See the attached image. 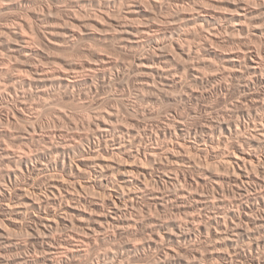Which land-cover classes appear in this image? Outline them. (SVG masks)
Here are the masks:
<instances>
[{
	"label": "bare ground",
	"instance_id": "1",
	"mask_svg": "<svg viewBox=\"0 0 264 264\" xmlns=\"http://www.w3.org/2000/svg\"><path fill=\"white\" fill-rule=\"evenodd\" d=\"M0 15L8 22L0 26V45L9 54L4 55L19 61L18 65L12 66L9 61L0 60V79L8 81L9 86L4 85L9 89L8 99L14 103L10 106L14 114L11 113L18 116H14L15 119L21 117L26 123L33 118L30 119L31 115L28 118L27 111L24 113V104L28 101L19 100L17 87L28 90V87L39 88V84H50L55 90L59 89L53 94L60 100H80V96L94 91L88 83L91 79L95 81L100 75L105 77L111 67H118L119 63L108 60L102 52H90L93 59L85 63L71 62L65 56L70 62L64 66L61 64V69L45 71L34 63L36 58L46 59L50 52L45 51H76L89 36L97 39V33H104L105 41L119 40L113 46L116 53L128 56L134 70L145 71L139 75L143 77L140 78V87L153 91L150 92L151 98L157 93L160 99L194 102L199 106L208 93L229 96L237 91L241 96L238 99L240 105H231L230 99L226 98L233 108L229 109L226 104L228 109L221 108L223 113L215 108L221 113L217 120H209L211 117L207 112L208 118L205 119L203 114L200 121L198 109L190 106L192 109L189 108L188 113L186 106L189 117L198 118L196 122L199 120V124L193 119L195 124L192 120L190 124L191 117H187V113V116L184 113L186 117L179 113L180 116L166 115L164 118L151 108L140 113L125 101L123 109L140 116V119L155 118L156 122L159 116L157 131H153L152 123V126L146 125L152 130L146 126L142 129L139 117H135L137 126L135 123L126 126L129 120L126 123L127 119L120 121L123 118L118 117L117 111L116 115L107 108L103 109L105 112L99 109L95 122L90 120L95 124V134L102 144L98 150L94 147L81 150L80 143L75 141L76 136L68 138L62 133L30 135L27 125L16 136L12 134L14 131H3V137L26 140L31 144L43 142L46 146L37 156L32 152L20 154L21 149H18L19 155L10 148H0L1 163L9 164V168L15 167L14 170H5L6 182L0 185V264H125L127 261L130 264V258L135 260L142 253L147 257L148 253H153L155 260H152L156 264H196L187 260L188 257L183 260L182 254L188 253L182 248L185 243L191 244L197 252L212 243L215 251L208 254L216 256L217 262L220 261L217 264H234V259L229 256H235V253L240 258L248 256L245 251L248 246H243L245 250L240 251V242L251 241V257L257 254L252 252L253 249L264 247V235L261 237L264 233V0H0ZM57 20L64 24H58ZM54 21L58 29L53 26ZM136 21L142 24L135 26ZM29 31L35 39L27 35ZM240 35L243 40H239ZM236 45L237 48H230ZM22 70L32 77L28 76L30 74H26L28 78L22 77ZM84 70L91 72L94 78L91 74L82 78L84 74H79ZM14 71H19L20 76ZM22 75L25 76L23 72ZM189 78L192 79L190 82ZM194 86H202L201 92L199 88V91L194 90ZM41 91L46 96L49 93L44 89ZM25 96L28 98L27 94ZM63 113V117L69 116ZM10 115H6L2 122H12L14 118ZM70 119H67L70 124L74 123ZM118 120L122 126L117 125ZM31 128L34 130V125ZM203 156L207 161L217 162L219 171L213 169L214 162L209 164L211 168L206 166L207 161L201 159ZM20 179H24L23 184ZM155 212L159 215L156 216ZM23 228L29 232L30 235L26 234L32 237L42 256L23 254L29 250V243L24 240L19 243L14 238V231ZM64 231L69 233L58 234ZM145 235L148 239L139 240L142 244L134 243V239ZM101 244L108 246L104 253L102 250L99 253ZM229 248L235 253L230 255ZM11 252L18 253L14 260L7 256ZM203 252L201 256L206 255ZM255 257L252 263L261 264L259 256L258 261Z\"/></svg>",
	"mask_w": 264,
	"mask_h": 264
},
{
	"label": "rangeland",
	"instance_id": "2",
	"mask_svg": "<svg viewBox=\"0 0 264 264\" xmlns=\"http://www.w3.org/2000/svg\"><path fill=\"white\" fill-rule=\"evenodd\" d=\"M0 17H1V15H0ZM2 19V20H1ZM1 21H0V26L3 24V25H6V24H8V22H6L5 21V19L3 20V18L1 17ZM58 21V24H61V23H63V21H61L60 22V20H57ZM5 22V23H4ZM60 22V23H59ZM137 23V25H135V26H139L140 25V23H141V21H136ZM55 23V24H54ZM139 23V24H138ZM10 24H12V23H10ZM58 24H57V22L56 21H54L53 22V26H55L57 29L59 28V27H57L58 26ZM64 24V23H63ZM104 24H106V23H104ZM134 24H135V21H134ZM142 24V23H141ZM2 25V26H3ZM57 25V26H56ZM11 26H13V25H11ZM14 27V26H13ZM1 28V27H0ZM53 28V27H52ZM55 28V29H56ZM54 29V28H53ZM185 30H186V28H184ZM1 31V30H0ZM27 32H28V30H26ZM25 32V31H24ZM26 34V33H25ZM27 35L28 36H30V38H32L33 36H34V39H35V35H33V33L31 34L30 33V31H29V33H27ZM98 36H100V37H98ZM102 37H103V39H104V33H97V39H95V38H92V37H90L89 36V39H87V41H86V43L84 44V43H82L81 44V48H79L78 50L76 49V51L75 50H72V51H68V52H63V50L62 49H58V50H51V51H45L46 53H48V52H50V54L48 53L47 54V57H46V59H42V58H36V61H34V63L35 64H37L36 66L39 68V69H42V70H53V69H61V68H63L62 66H64L65 64H66V62H70V60H68V57L71 59V62H76V63H85V62H88V61H92V59H93V56H91V53L92 52H102L101 54L102 55H105L107 58H108V60H112V61H115V63H119L118 64V67L117 68H115L114 69V67H111V69H109V70H111V71H107V75L104 77L103 75H100V76H97L96 78H95V81L97 82H95V81H92V80H94V79H91L88 83L90 84H87L86 85V87L88 88L89 86H92V88H93V92H91L90 94H88L89 95V97H88V95L86 96V95H82V96H78L79 97V99L80 100H78V98L76 99V100H69V99H61L60 100V98L59 97H57V96H55V94H53L55 91V93L57 94L58 92V90H57V88H56V90L54 89L55 87L54 86H52V85H50V84H39L38 86H39V88L37 87V88H35V87H32V88H30L29 89V87H28V90H27V92H26V90H23L21 87H17V89L19 90V92H18V90H17V92H18V94L17 95H19L20 96V99L19 100H24V101H28V103L27 102H25V104L24 105H26L25 107V110H24V113H25V111H27L25 114L28 116V118H30V115H31V120H32V118H33V120L32 121H27V123H26V120H24L23 121V119L20 117V118H17V119H19V120H17V119H15L16 118V116H15V118H14V116H13V112H14V109H12V107H10L12 104H14V103H12L11 102V99L9 100L8 99V92H9V89L7 90L5 87H8L9 85H8V81H7V79L6 80H3V78L2 79H0V86L3 84H6V85H8V86H6V85H4V86H1V88H0V96L2 95L3 97H4V99H3V97L1 96L0 97V109H1V111H0V113L2 112V110H3V112L0 114V136L2 137H0L1 139H0V148L2 149V147L4 146V147H7V149H12L13 150V146H15V149L17 150H10L11 152H14V153H16V154H19L20 152V154H24V152L26 153V154H31V152L32 153H34V154H32L33 156H37L40 152H42L44 149L43 148H45V143L43 144V142L41 143H39V144H31V142H29V141H24V140H22V141H20L21 139H18V141H16V139H13V137H3V135H4V132L5 131H7V132H9V133H12L13 131V135L14 136H16L17 134H19V132H21V131H23V129H26L25 128V126L27 127V129H29V133H30V135H35V136H44V135H54V134H56V133H62V134H64V136H66V137H68V138H70V137H72V136H76V138H75V141L77 142V143H80L79 145L81 146V150H88L89 148H95V149H101L102 147H99L100 146V144L101 143H99V142H101L100 140H99V137L97 136V134H95L97 131V129H96V126H95V124L94 123H92L91 124V122H90V120L91 121H93L95 118L94 117H96L97 116V114L98 113H96V112H99V109L100 110H103L104 108H107L106 110H110V111H114V114H116V111H117V113H118V117L119 118H123V119H121L120 121H124L125 119H127V120H125L124 122L126 123L128 120L130 121H128V123H126L127 125L126 126H128L129 125V123H130V126H133L134 125V123H135V125L134 126H137V124H138V120H136V118L137 117H139L138 119L140 120L139 122H141V123H139L140 124V126L141 125H143V126H141V128L142 129H144V127L146 126V125H148V126H152V124H153V128L152 127H148V126H146V128H148L149 130H152L153 129V131H157V125H156V123L158 124V119L160 118V117H162V118H164L166 115H167V117H172V115H174V116H180V114L179 113H182L181 115H183V116H185L186 115V111L189 109V108H191L190 106H194V107H192L193 109L196 107L197 109H198V112H200L201 114H200V116H198L199 117V120L200 119H202L203 117H204V115L203 114H205V119H207L208 117H211V118H208L209 120H211V119H215V120H217L216 118L217 117H220L221 118V116H219L221 113H223V110L224 111H226L228 108L229 109H231V108H233V106H231V105H233V103L235 104V103H238V99L241 97V96H239L240 94L237 92V91H235V92H233V94L231 93V95H225V94H220V95H217L216 94V96H215V93H213V94H207L206 96V99H204L202 102H200V103H204L203 105L202 104H198L199 106H196L197 104L196 103H194V102H184V103H180V102H177V101H175V102H177L176 104H174L175 102H174V100L172 101V100H170V99H167V98H163V99H160L161 97H159L158 95H157V93H155L154 95H155V98H151V93L153 92V91H149L148 89H146V90H144V88H143V90H142V87H140V82H141V79L140 78H142L143 79V77H141V76H139L140 75V73L142 72V73H144L145 71L142 69V70H140V71H138V70H134L135 68H134V65H133V63H132V60L128 57V56H126V55H124V54H122V53H116V50L113 48V46L114 45H116V43L117 42H119V40H116L115 42H114V40H111V39H106V41H105V39L103 40L102 39ZM227 37V36H226ZM240 38H239V40L243 37V35L241 36H239ZM90 38H92L91 40H90ZM98 38H100V40H98ZM33 39V38H32ZM103 40V41H102ZM108 40V41H107ZM110 40V41H109ZM241 40H243V38L241 39ZM96 41H98L97 43H96ZM88 42V43H87ZM112 42V43H111ZM103 44V45H102ZM113 44V45H112ZM93 45H94V47H95V45L97 46L96 47V49L97 50H95V48L93 47ZM109 45V46H108ZM91 46V47H90ZM100 48H99V47ZM104 46L105 47H107V48H104ZM112 46V47H111ZM237 46L238 45H236L235 47H230V48H237ZM255 46V45H254ZM257 46V45H256ZM87 47V48H86ZM259 46H257V48H258ZM85 48V49H84ZM94 49V51H93V49ZM189 48V47H188ZM229 48V49H230ZM0 49H1V51H0V60H6V61H9L8 63H10V65H18L19 64V61L17 60V59H13V58H11L10 56H6V55H9L8 54V51H6L5 52V49L3 48V46H1L0 45ZM82 49V50H81ZM92 49V50H91ZM112 49V55H111V52H110V50ZM61 50V51H60ZM88 50H91V51H88ZM78 51V52H77ZM87 51H88V54H87ZM107 51V52H106ZM1 52H3V53H1ZM60 52V53H59ZM72 52V53H71ZM91 52V53H90ZM6 53V55H4ZM58 53V54H57ZM62 53L64 54V55H62ZM69 53V54H68ZM71 53V54H70ZM77 53V54H76ZM52 54V55H51ZM83 54V55H82ZM108 54V55H107ZM114 54V55H113ZM72 57H71V56ZM80 55V56H79ZM88 55V56H87ZM111 55V56H110ZM116 55V56H115ZM118 55H120L121 57H120V59H119V56ZM65 57V56H68V57H65V58H67V59H65L64 57L61 59V57ZM73 56H75V57H73ZM88 58H87V57ZM2 57V58H1ZM54 57V58H53ZM76 57H77V59H76ZM81 57V58H80ZM84 57V58H83ZM128 57V58H127ZM7 58H8V60H7ZM12 60V63H11V61H10V59ZM117 58V59H116ZM65 59V60H64ZM81 59V60H80ZM87 59H89V60H87ZM91 59V60H90ZM128 59H130V60H128ZM18 62H17V61ZM38 60V61H37ZM40 60V61H39ZM87 60V61H86ZM118 60H119V62H118ZM122 60H124V61H122ZM60 61V62H59ZM63 61V62H62ZM122 61V62H121ZM126 61V62H125ZM127 61H129L130 63H128V65H127ZM15 62V63H14ZM53 62V63H52ZM121 62V63H120ZM124 62L126 63V64H124ZM49 63V65H47ZM51 63V64H50ZM132 63V64H131ZM40 64V65H39ZM42 64V65H41ZM43 64H46V65H43ZM54 66H53V65ZM56 64V65H55ZM59 64V66H57ZM62 64V66H60ZM124 64V65H123ZM52 65V66H51ZM42 66V67H41ZM43 66H46V67H43ZM49 66H51V67H49ZM60 67V68H59ZM16 74L15 75H18V76H20L19 74L21 73V76L22 77H27V75L28 74H30V73H27L26 71L24 72V70H22V71H20V73H19V71H14ZM13 72V73H14ZM22 72H23V74H25V76L24 75H22ZM133 72V73H132ZM9 73H11V72H9ZM12 73V74H13ZM19 73V74H18ZM120 73V74H119ZM124 73V74H123ZM136 73V74H135ZM27 74V75H26ZM84 74V76H81V75H83ZM87 75V77H89V75L88 74H91V78H94L92 75V73L90 72L89 73V71H82L79 75L83 78V77H86V75ZM115 74V75H114ZM119 74V75H118ZM135 74V76H133ZM181 75V74H180ZM28 76H31V74L30 75H28ZM116 76V77H115ZM129 76V77H128ZM143 76V75H142ZM32 77V76H31ZM30 77V78H31ZM101 77V78H100ZM105 79H104V78ZM111 77V78H110ZM122 77V78H121ZM134 77V78H133ZM136 77V78H135ZM138 77V78H137ZM179 77H181V76H178V78ZM186 77V76H185ZM5 78H7V76L5 77ZM28 78V77H27ZM29 78V79H30ZM128 78V79H127ZM99 79V80H98ZM139 79H140V81H139ZM110 80V81H109ZM128 82H127V81ZM189 80V82L192 80V79H188ZM114 81V82H113ZM111 82V83H110ZM120 82V83H119ZM92 83V84H91ZM103 83V84H102ZM115 83V84H114ZM139 83V84H138ZM94 84H96V85H94ZM102 84V85H101ZM124 84V85H123ZM131 84V85H130ZM138 84V85H137ZM89 85V86H88ZM110 85V86H109ZM113 85V86H112ZM115 85V86H114ZM128 85H130V86H128ZM54 87V88H52V87ZM95 86H97L96 88H95ZM117 86V89L115 88ZM136 86V87H135ZM5 88V89H3V88ZM42 87V88H41ZM49 87V88H48ZM112 87H113V89H112ZM129 87V88H128ZM202 87V86H201ZM201 87L199 88L198 86L196 87V86H194L193 87V89L195 88L196 90H198V88L200 89V92H201ZM95 88V89H94ZM119 88V89H118ZM132 88V89H131ZM135 88H136V90H135ZM24 91V92H22V90ZM39 89H40V92H39ZM42 89H44L45 91L44 92H49V93H47L48 95L46 96V95H43V92L41 91ZM48 91H47V90ZM110 89H111V91H110ZM116 91H115V90ZM140 89V90H139ZM194 89V90H195ZM203 89V88H202ZM1 90L3 91V90H5V92H7V94H5V92H1ZM7 90V91H6ZM55 90V91H54ZM95 90H97V91H95ZM134 90V91H133ZM206 90V92H207V89H205ZM110 91V92H109ZM140 91V92H139ZM146 91V92H145ZM149 91V92H148ZM199 91V90H198ZM38 92H39V94H38ZM101 92V93H100ZM114 92V93H113ZM130 92V93H129ZM151 92V93H150ZM202 92H204V90H202ZM25 93V95L27 94L28 96V98H26V96L25 95H23ZM31 94V95H29V94ZM109 93H111V94H109ZM118 93V94H117ZM124 93V94H123ZM141 93V94H140ZM144 93V94H143ZM145 93H146V95L148 96H145ZM234 93H237V96L236 95H234ZM33 94V95H32ZM100 94V95H99ZM178 94H180V93H178ZM178 94H177V96H178ZM35 95V96H34ZM41 95V96H40ZM98 95V96H97ZM105 95V96H104ZM113 95V96H112ZM120 95V96H119ZM126 95V96H125ZM141 95V96H140ZM144 95V96H143ZM151 95V96H150ZM157 95V96H156ZM208 95H210V96H208ZM233 95L235 96L234 98L235 99H237V101L233 98ZM25 96V97H24ZM31 96V97H30ZM33 96V97H32ZM37 96V97H36ZM44 96V97H43ZM85 97V99H84V97ZM95 96V97H94ZM116 96V97H115ZM132 96V97H131ZM136 96V97H135ZM219 96V97H218ZM225 96H227V97H225ZM5 97H6V99H5ZM23 97V99H21ZM36 97V98H35ZM46 97H48V98H46ZM55 97H56V99H55ZM102 97H104V98H102ZM112 97V98H111ZM125 97V98H124ZM143 97V98H142ZM211 97V98H210ZM225 97V101L223 100V98ZM230 97V98H229ZM238 97V98H237ZM2 98V99H1ZM31 98V99H30ZM35 98L36 100H33V99ZM59 98V100H57ZM87 98V99H86ZM89 98V99H88ZM117 98V99H116ZM122 98H124V99H122ZM139 98V99H138ZM157 98H159V99H157ZM208 98H210V99H208ZM218 98L220 99V100H218ZM226 98L227 99H230V100H228L229 102L231 101V103H229V102H227V100H226ZM26 99V100H25ZM47 99V100H46ZM99 99V100H98ZM110 99V100H109ZM119 99V100H118ZM122 99V100H121ZM126 99V100H125ZM130 99H131V101H130ZM142 99H144V100H142ZM167 99V100H166ZM208 99V100H207ZM233 101H232V100ZM3 100V101H2ZM30 100H32V101H30ZM38 100V101H37ZM140 100V101H139ZM146 100V101H145ZM147 100H148V102H147ZM151 100V101H150ZM156 100V101H155ZM161 100H163V101H161ZM165 100V101H164ZM242 99H240L239 100V102L241 101ZM5 101H9V102H11L10 104H7V102H5ZM23 101V102H24ZM34 101H37L36 103L34 102ZM43 101H45V102H43ZM53 101H54V105H53ZM60 101V102H59ZM67 101L69 102H74L73 104H71V103H67ZM78 103H77V102ZM107 101H109L108 103H107ZM117 101V102H116ZM121 101V102H120ZM125 101L127 102V104H129L131 107L133 106V108L135 109V110H137V111H139L140 113H142V111H143V109L145 110V109H152L153 111H154V109H155V111H157L156 113H158V115L159 114H162L160 117L158 116V119L156 120V122H155V118L153 119V118H149V119H146L145 120V118H147V117H141V119H142V121H141V119H140V116H135V115H133V114H129V112H127L125 109H123V105H124V103H125ZM144 101V102H143ZM159 101V102H158ZM213 101H214V103H213ZM222 101H224V102H222ZM3 104H2V103ZM43 104H42V103ZM47 102H49V103H47ZM83 102H85V103H83ZM93 102H95V103H92ZM103 102H104V104H103ZM115 102V103H114ZM138 102V103H137ZM146 102V103H145ZM162 102V103H161ZM170 102H172V103H170ZM219 102V103H218ZM227 102V103H226ZM27 103V104H26ZM35 103V104H34ZM48 105H47V104ZM58 103V104H57ZM65 103V104H64ZM100 103V104H99ZM118 103V104H117ZM131 103H132V105H131ZM154 103V104H153ZM157 103V104H156ZM179 103V104H178ZM190 103H191V105H190ZM213 103V104H212ZM217 103V104H216ZM57 104V105H56ZM61 104V105H60ZM81 104H82V106H81ZM135 104V105H134ZM140 104V105H139ZM143 104V105H142ZM185 104V105H184ZM226 104H227V107H226ZM231 104V105H230ZM4 105H7L9 108H10V110H9V108L8 107H6V106H4ZM34 105V106H33ZM45 105V106H44ZM60 105V106H59ZM73 105V106H72ZM80 107H79V106ZM85 105V106H84ZM87 105V106H86ZM137 105H139V106H137ZM142 105V106H141ZM180 105V106H179ZM202 106V108H201V106ZM205 105H209V107L212 109V110H214L215 108H217L218 109V111H222L221 113H217L218 111H217V109L216 110H214L213 112H212V110H210V108H208V106H207V108H206V106ZM213 106V107H211V106ZM215 105V106H214ZM235 105H240L239 103L238 104H235ZM3 106V107H2ZM13 106V105H12ZM30 108H29V107ZM36 106V107H35ZM44 106V107H43ZM51 106H53V107H51ZM73 108H72V107ZM75 106V107H74ZM77 106V107H76ZM90 106V107H89ZM94 106H96V107H94ZM114 106V107H113ZM147 106V107H146ZM171 106V107H170ZM177 108V109H175V107ZM179 106V107H178ZM183 106V107H182ZM188 107V109H187V107ZM231 106V107H230ZM28 107V108H27ZM43 107V108H42ZM97 107H98V109H97ZM117 107H119V108H117ZM139 107V108H138ZM154 107V108H153ZM173 107V108H172ZM199 107V108H198ZM205 107V108H204ZM3 108V109H2ZM14 108V107H13ZM32 108V109H31ZM37 108V109H36ZM55 110H54V109ZM57 108H59V109H57ZM77 108V109H76ZM81 108V109H80ZM90 108V109H89ZM109 108V109H108ZM117 108V109H116ZM141 108V109H140ZM157 108V109H156ZM170 108V109H169ZM191 108V109H192ZM195 108V109H196ZM221 108H223V110L221 109ZM11 109H12V111H11ZM31 109V110H30ZM52 109V110H51ZM64 109V110H63ZM69 109H71L72 111H74V112H72L71 110H69ZM112 109V110H111ZM121 109V110H123V111H119V110ZM150 109V110H151ZM165 109V110H164ZM179 109V110H178ZM182 109V110H181ZM209 109V110H208ZM221 109V110H220ZM6 110V111H5ZM9 110V111H8ZM33 110H34V112H33ZM41 110H43V111H41ZM62 110V111H61ZM80 110V111H79ZM82 110V111H81ZM97 110V111H96ZM105 110V111H106ZM160 110V111H159ZM168 110V111H167ZM178 111V112H176V111ZM200 110V111H199ZM204 112H203V111ZM46 111H47V113H46ZM53 111V112H52ZM56 111H59V112H56ZM63 111L64 112H66V113H63ZM104 110L103 111H101V112H105ZM125 111V112H124ZM180 111V112H179ZM206 111V112H205ZM216 111V112H215ZM5 112H8L7 114L5 113ZM13 114H12V113ZM32 112V113H31ZM37 112V113H36ZM38 112H39V114H40V112H41V114L39 115L38 114ZM51 112V113H50ZM61 112L63 113V114H67V116H68V114H69V116L66 118V116L65 117H63L62 116V114H61ZM70 112V113H69ZM84 112V113H83ZM120 112V113H119ZM161 112V113H160ZM207 112H208V115H207ZM215 112V113H214ZM3 113H5L6 115H8V114H11L10 116L12 117V118H14V119H12V122H10V123H8L7 121L4 123V122H2V121H4L3 120V118H5L6 117V115H4ZM48 113H49V115H48ZM75 113V114H74ZM100 113V112H99ZM172 113V114H171ZM184 113H185V115H184ZM188 113H190V109L188 110ZM188 113H187V115H188ZM211 113V114H210ZM214 115H213V114ZM218 115H217V114ZM34 114H35V116H36V118H35V116H34ZM38 114V115H37ZM71 114V115H70ZM78 114V115H77ZM95 114H96V116H95ZM126 114V115H125ZM127 114H129V115H127ZM168 114H171V115H168ZM217 116H216V115ZM25 115V116H26ZM43 115H44V118H43ZM46 115V116H45ZM51 115V116H50ZM55 115V116H54ZM84 115V116H83ZM86 115V116H85ZM89 115V116H88ZM117 115V114H116ZM125 115V116H124ZM133 115V116H132ZM186 115V116H187ZM212 115V116H211ZM2 116V117H1ZM4 116V117H3ZM27 116H26V118H27ZM48 116V117H47ZM58 116V119L56 118ZM77 116H78V118H77ZM82 116H83V118L86 120H84L83 118H82ZM122 116V117H121ZM124 116V117H123ZM185 116V117H186ZM208 116V117H207ZM213 116H216V117H213ZM18 117V116H17ZM52 117V118H51ZM62 117V118H61ZM71 117H73V120L76 118L77 120H71L70 118ZM130 119H129V118ZM135 118V119H132V118ZM187 117H189V115L187 116ZM191 117V118H190ZM190 124H191V122L194 120V118H193V116L192 115H190ZM27 118V119H28ZM42 118V119H41ZM63 118H64V120H63ZM88 118V119H87ZM20 119H22V120H20ZM48 119H50V120H48ZM61 119V120H60ZM67 119H70L71 120V122H74V123H71L70 124V122L67 120ZM81 119V120H80ZM93 119V120H92ZM144 119V120H143ZM153 121H152V120ZM161 119V118H160ZM193 119V120H192ZM198 118H195V122H196V120H197ZM204 119V120H205ZM213 119V120H214ZM66 120V121H65ZM192 120V121H191ZM198 120V122H200ZM21 121H23V122H21ZM48 121V122H47ZM59 121V122H58ZM77 121V122H76ZM79 121H81V122H79ZM145 121V122H144ZM150 121V122H149ZM193 121V122H194ZM2 122V123H1ZM32 124V126L30 125V123ZM34 122H38V123H34ZM44 122V123H43ZM46 122V123H45ZM55 122V123H54ZM67 122V123H66ZM78 122H79V124L81 125H78ZM85 122H87V123H85ZM94 122H95V120H94ZM119 122V120L117 121V125L119 124L120 125V123H118ZM155 123V125H154V123ZM195 122H194V124H195ZM198 122H196V124L198 123ZM17 123V124H16ZM82 123V124H81ZM89 123H90V125H89ZM123 123V122H122ZM124 123V124H125ZM137 123V124H136ZM143 123V124H142ZM152 123V124H151ZM4 124H5V126H4ZM9 124V125H8ZM24 124V125H23ZM38 124H40V125H38ZM42 124V125H41ZM75 124L77 125V126H75ZM86 124V125H85ZM193 124V123H192ZM199 124V123H198ZM22 126V128H20L21 126ZM30 125V126H29ZM33 125H34V130H33V128H31V127H33ZM48 125V126H47ZM71 125V126H70ZM85 125V126H84ZM118 125V126H119ZM7 126V127H6ZM15 126V127H14ZM61 126V127H60ZM120 126H122V125H120ZM125 126V125H124ZM156 126V127H155ZM37 127V128H36ZM78 127V128H77ZM90 127V128H89ZM39 128H40V130H39ZM47 128V129H46ZM74 128V129H73ZM150 128H152V129H150ZM56 129V130H55ZM45 130V131H44ZM67 132H66V131ZM78 130H79V132H78ZM93 130V131H92ZM4 131V132H3ZM25 131V130H24ZM58 131H60V132H58ZM70 133H69V132ZM77 131V132H76ZM96 131V132H95ZM35 132V133H34ZM64 132V133H63ZM75 132V133H74ZM94 132V133H93ZM42 133H43V135H42ZM50 133V134H49ZM24 134H26V133H24ZM70 134V135H69ZM76 134V135H75ZM69 135V136H68ZM95 136V137H94ZM79 137V138H78ZM93 137H94V139H93ZM3 138H5L4 139V141H2L3 140ZM78 138V139H77ZM88 139V140H87ZM79 141V142H78ZM82 141V142H81ZM22 142H24V143H22ZM26 142V143H25ZM28 142V143H27ZM20 143H21V145H20ZM84 143V144H83ZM12 144V145H11ZM16 144H18V145H16ZM26 144V145H25ZM10 145V147H8ZM29 145V146H28ZM32 145V146H31ZM35 145V146H34ZM98 145V146H97ZM102 145V144H101ZM12 146V147H11ZM27 146V147H26ZM92 146V147H91ZM19 147V148H18ZM22 147V148H21ZM24 147H26V148H24ZM224 147V146H223ZM37 148V149H36ZM85 148V149H84ZM1 149H0V151H1ZM21 149V151L19 152V150ZM26 150H29V151H26ZM42 150V151H41ZM18 152V153H17ZM37 154H36V153ZM19 154V155H20ZM201 159L202 160H204L205 162L207 161L206 159V157H204L203 156V158L201 157ZM201 160V161H202ZM2 161H0V168H1V170L3 171V175H2V171H0V180L3 182H0L1 184L0 185H4V183L6 182L5 180V178L6 177H4V176H6L5 174H6V172H5V170L7 171V170H14V168L15 167H10L9 168V164H6V163H1ZM204 162V163H205ZM212 162H214L215 163V166H216V168H215V166L213 167V169H215V170H217V162H215V161H212ZM210 160H208L207 161V163H208V165H207V163H205L206 164V166H210L209 164H211L212 163ZM213 164V163H212ZM217 164V165H216ZM8 168H7V167ZM212 167V165L210 166V168ZM4 168V169H3ZM7 168V169H6ZM217 171H219V169L217 170ZM221 172V171H220ZM3 176V177H2ZM2 177V178H1ZM20 181H22L20 184H23L24 183V179L22 180V179H20ZM7 184L10 186V183H9V181H7ZM93 192V191H92ZM157 212H155L154 214H156ZM159 214L157 213L156 214V216H158ZM170 219V218H169ZM165 220H167V218L165 219ZM22 229V228H21ZM24 229V228H23ZM74 230V229H73ZM75 231V230H74ZM73 231V232H74ZM15 233V236H14V238L17 240V242H21V243H25L26 242V244L27 243H29V250L28 251H26V252H24L23 254L24 255H28V257L30 256V257H36V256H42L41 254H40V251L38 250V249H36L35 248V245L33 244V240H31L32 239V237H30L29 235V232L28 231H26L25 229L24 230H20V229H17V230H15L14 231ZM28 232V234H26ZM71 232V231H70ZM76 232H78V231H76ZM18 235H17V234ZM66 234V233H69V232H66V231H64V232H62V233H60V232H58V234ZM13 234V235H14ZM24 234V235H23ZM25 234L26 235H28L27 237L25 236ZM56 235H57V233H56ZM264 235V233H262L261 234V237ZM18 238H17V237ZM24 236V237H23ZM146 236V235H145ZM19 238H21V239H19ZM148 239V237L146 236V237H143V236H141V238L139 239V238H137L136 240L134 239L133 241H134V243H136V242H138V244L139 243H141L140 241L141 240H143V239ZM263 239H264V237H262ZM145 239L143 240V241H145ZM197 239L199 240V237H197ZM196 239V240H197ZM24 240V241H23ZM25 240H27V241H25ZM140 240V241H139ZM197 240V241H198ZM23 241V242H22ZM142 241V242H143ZM242 242H240L239 243V246H238V248H240L241 250L240 251H243V250H245V247H243V246H248V247H246V250L245 251H247L248 253V256H247V258H250L251 256H249L250 255V248H249V244L251 243V241H249V240H245V241H243V243L241 244ZM100 244V243H99ZM142 244V243H141ZM211 244L212 243H210V250H209V247H202L201 249L202 250H205L203 253L204 254H206V255H202L201 256V254H202V252L201 251H199L198 250V252H197V250H194V248L192 247V245L191 244H188V243H185V244H182V245H184V246H182V248H184L185 250H187L188 251V253H183L182 255L184 256V257H182L183 258V260L185 259V257H186V259H187V257H188V259L187 260H192L193 262H195L196 264L198 263H200V264H212L213 263V261H215L216 260V256H214L213 254L211 255V254H208V253H211L213 250L215 251V249H213V247H211ZM190 245V246H189ZM105 247V248H104ZM106 247H108V246H105V245H102L101 244V247H100V250H99V253H100V251L101 252H105V250H107V248ZM102 248V249H101ZM187 248V249H186ZM190 248H193L192 250L190 249ZM264 247H262L261 249L259 248V250L258 249H253V251L252 252H254V254L257 252V254H255V256H253L254 254H252V256L253 257H255V260L256 261H258L257 259L258 258H260V260L262 261V263L261 264H264V249H263ZM104 249V250H103ZM37 252H36V251ZM207 250H209L208 252H207ZM229 250H230V255H231V253L233 254V253H235V250L233 249V248H229ZM30 251V252H29ZM195 251L197 252V253H195ZM211 251V252H210ZM213 251V252H214ZM259 251V252H258ZM262 251V252H261ZM200 252V253H199ZM227 252L229 253V251L227 250ZM226 252V253H227ZM237 252V251H236ZM12 253V254H11ZM9 255H7V256H10V258L11 259H13L14 260V258L17 256V252H11ZM32 253V254H31ZM102 253V254H103ZM259 253V254H258ZM186 254H187V256H186ZM237 253H235L234 255L236 256H229V258H233L232 260L234 261V264L236 263V264H254V263H252V260H254V258L253 257H251L250 259H248L247 260V258L245 259V257H239V255L237 256L236 255ZM12 255H14V256H12ZM16 255V256H15ZM148 255V257L145 255V254H140V257H137V258H135V260L133 259V258H130V264H133V263H135V261H136V263L135 264H156L155 262L156 261H154L155 260V258L153 257V253H151V254H147ZM149 255H150V257H149ZM211 255V256H210ZM262 255V256H261ZM195 256V257H194ZM213 256V257H212ZM257 256H259L258 258H257ZM143 257H145V258H143ZM147 257V258H146ZM204 259H203V258ZM210 257V258H209ZM143 258V259H142ZM150 258V259H149ZM154 258V260H152ZM200 258V259H199ZM206 258V259H205ZM213 258V260H211ZM10 259V260H11ZM147 259L149 260V261H147ZM198 259V260H197ZM238 259V260H237ZM126 260H129V259H126ZM133 262H132V261ZM195 260V261H194ZM200 260H201V262H200ZM211 260V263L209 262ZM236 260V261H235ZM244 260H246V261H244ZM259 260V261H260ZM138 261H139V263H138ZM141 261H143V262H141ZM151 261V262H150ZM208 261V262H207ZM241 261V262H240ZM260 261V262H261ZM129 261H127V263H128ZM154 262V263H153ZM205 262V263H204ZM216 262V264L218 263V262H220V261H218L217 262V260L215 261ZM214 262V263H215ZM126 262H125V264H127ZM192 263V262H191ZM213 263V264H214ZM192 264H194V263H192Z\"/></svg>",
	"mask_w": 264,
	"mask_h": 264
}]
</instances>
